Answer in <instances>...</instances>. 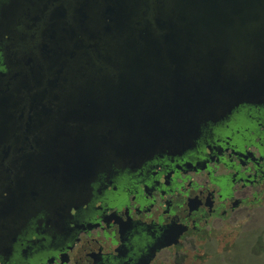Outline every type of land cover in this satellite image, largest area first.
<instances>
[{"label":"flooded vegetation","instance_id":"flooded-vegetation-1","mask_svg":"<svg viewBox=\"0 0 264 264\" xmlns=\"http://www.w3.org/2000/svg\"><path fill=\"white\" fill-rule=\"evenodd\" d=\"M170 2L0 0V264H186L264 216V104L189 137Z\"/></svg>","mask_w":264,"mask_h":264},{"label":"water","instance_id":"water-1","mask_svg":"<svg viewBox=\"0 0 264 264\" xmlns=\"http://www.w3.org/2000/svg\"><path fill=\"white\" fill-rule=\"evenodd\" d=\"M170 1L177 15L164 70L189 137L238 105L264 104V0Z\"/></svg>","mask_w":264,"mask_h":264},{"label":"rangeland","instance_id":"rangeland-1","mask_svg":"<svg viewBox=\"0 0 264 264\" xmlns=\"http://www.w3.org/2000/svg\"><path fill=\"white\" fill-rule=\"evenodd\" d=\"M255 217L256 226L243 231V238H235L231 243L225 239L215 251L208 249L206 254L199 252L195 260L190 254L186 264H264V253L260 255L261 248L257 246L258 241L264 245V216L258 211ZM257 236L262 238L259 240Z\"/></svg>","mask_w":264,"mask_h":264}]
</instances>
